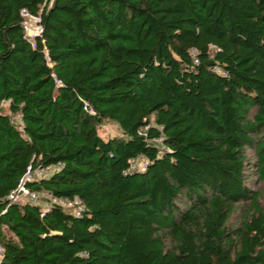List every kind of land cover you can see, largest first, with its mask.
Returning a JSON list of instances; mask_svg holds the SVG:
<instances>
[{
    "label": "trees",
    "instance_id": "obj_1",
    "mask_svg": "<svg viewBox=\"0 0 264 264\" xmlns=\"http://www.w3.org/2000/svg\"><path fill=\"white\" fill-rule=\"evenodd\" d=\"M58 163L28 185L82 215L8 200ZM257 180L264 0H0V264H264Z\"/></svg>",
    "mask_w": 264,
    "mask_h": 264
},
{
    "label": "built area",
    "instance_id": "obj_2",
    "mask_svg": "<svg viewBox=\"0 0 264 264\" xmlns=\"http://www.w3.org/2000/svg\"><path fill=\"white\" fill-rule=\"evenodd\" d=\"M22 16L24 18L23 26L25 34L32 40L33 43H35V39L37 37H43L41 16L32 14L27 9L22 10ZM46 55H48L47 51ZM3 104L7 105L8 102L3 101ZM20 121V123H22L21 117ZM155 142L160 149H167V146L164 144L162 138L155 139ZM147 164L148 159L143 155H138L130 160V170H143L146 168ZM62 166V163H58L46 167H28V170L20 179L17 188L9 194L8 200L11 203L17 204H24L26 202L37 203L42 206L44 211L53 206L70 208L76 216L82 215L86 208V204L79 196L61 197L55 195L52 191L46 189H33L28 185V182H36L44 177L50 176L54 171L61 169ZM2 254L3 246L0 243V261L2 259Z\"/></svg>",
    "mask_w": 264,
    "mask_h": 264
},
{
    "label": "rangeland",
    "instance_id": "obj_3",
    "mask_svg": "<svg viewBox=\"0 0 264 264\" xmlns=\"http://www.w3.org/2000/svg\"><path fill=\"white\" fill-rule=\"evenodd\" d=\"M14 120L16 122H19V123L21 122L19 115H15L14 116ZM98 131H99L100 135L103 136V137H105V138L110 137V136H113V135H121L122 134V131L119 128V126L115 122H113V121H106V122H104L102 125H100L98 127ZM248 156L250 158L251 164L254 165V162L256 160L255 151L250 149L248 151ZM253 169H255V168H252V170L250 171V175L252 177H254L255 179H257L255 177V175L257 176V173H255L256 171L253 170ZM255 185H256L255 186L256 189L259 188V189H261V191L264 192V182H261L260 180H257L256 183H255ZM262 202L264 204V201H262ZM247 208H248V206H246V209ZM238 218H239V216H238Z\"/></svg>",
    "mask_w": 264,
    "mask_h": 264
}]
</instances>
